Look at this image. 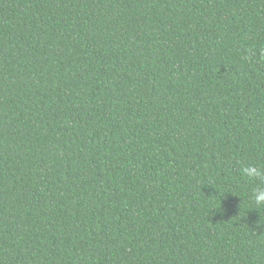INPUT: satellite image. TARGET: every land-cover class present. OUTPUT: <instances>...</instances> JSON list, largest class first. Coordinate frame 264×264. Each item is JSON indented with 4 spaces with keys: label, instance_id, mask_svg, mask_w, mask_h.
<instances>
[{
    "label": "trees",
    "instance_id": "trees-1",
    "mask_svg": "<svg viewBox=\"0 0 264 264\" xmlns=\"http://www.w3.org/2000/svg\"><path fill=\"white\" fill-rule=\"evenodd\" d=\"M264 0H0V264H264Z\"/></svg>",
    "mask_w": 264,
    "mask_h": 264
},
{
    "label": "clouds",
    "instance_id": "clouds-1",
    "mask_svg": "<svg viewBox=\"0 0 264 264\" xmlns=\"http://www.w3.org/2000/svg\"><path fill=\"white\" fill-rule=\"evenodd\" d=\"M241 174L249 179L261 181V184L253 189L252 199L256 205H264V169L256 165H246L241 168Z\"/></svg>",
    "mask_w": 264,
    "mask_h": 264
}]
</instances>
